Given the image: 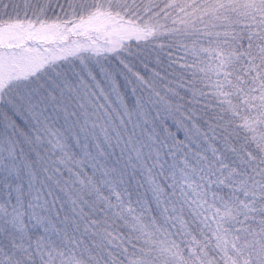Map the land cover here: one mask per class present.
<instances>
[{"label":"snow or ice","instance_id":"obj_1","mask_svg":"<svg viewBox=\"0 0 264 264\" xmlns=\"http://www.w3.org/2000/svg\"><path fill=\"white\" fill-rule=\"evenodd\" d=\"M0 264H264V0H0Z\"/></svg>","mask_w":264,"mask_h":264}]
</instances>
